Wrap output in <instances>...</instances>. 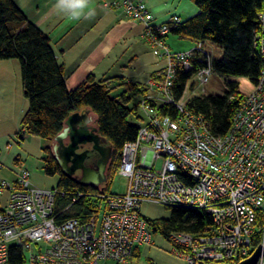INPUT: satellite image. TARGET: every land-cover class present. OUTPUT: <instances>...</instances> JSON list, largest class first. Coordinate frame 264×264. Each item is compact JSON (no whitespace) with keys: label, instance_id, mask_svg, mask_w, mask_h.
I'll return each mask as SVG.
<instances>
[{"label":"built area","instance_id":"2783aa9c","mask_svg":"<svg viewBox=\"0 0 264 264\" xmlns=\"http://www.w3.org/2000/svg\"><path fill=\"white\" fill-rule=\"evenodd\" d=\"M118 4L144 25L151 51L167 59L164 78L150 79L141 101L148 122L123 147L118 173L126 191L99 194L104 210L88 218L68 217L74 202L91 194L78 191L65 201L70 195L34 186L19 164L15 180H0V195L9 192L5 204L0 199V264H130L135 249L152 243L144 203L191 206L213 217L202 233L170 234L173 253L187 264H237L253 253L256 238L264 243V7L255 34L263 68L229 131L216 135L206 116L188 106L198 90L207 94L215 74L205 43L174 52L167 36L183 21L179 15L156 22L145 0ZM182 72L189 77L177 96ZM153 102L173 105L178 116L160 115ZM26 135L23 130V140ZM13 247L22 249L19 263L10 260Z\"/></svg>","mask_w":264,"mask_h":264},{"label":"trees","instance_id":"16d2710c","mask_svg":"<svg viewBox=\"0 0 264 264\" xmlns=\"http://www.w3.org/2000/svg\"><path fill=\"white\" fill-rule=\"evenodd\" d=\"M199 9L192 17L171 29V33L192 41H211L224 51L222 59H213L215 74L222 77H247L257 83L263 68V59L255 46V34L260 30L259 14L264 0H191ZM19 59L22 81L29 106L21 119L18 138L26 134L50 141L44 148L43 169L50 176H58L56 186L72 200L76 192H85L74 202L73 213L67 216L88 218L102 210L104 200L99 194H113L112 180L118 173L123 147L134 141L140 126L133 124L129 117L136 115L138 105L132 104L135 96L148 95L145 84L127 81L125 77L96 78L90 75L74 89L66 82L65 67L59 62L51 38L39 26L31 22L22 7L15 0H0V60ZM165 68L152 74V78L162 80ZM189 74L182 72L176 90L177 96ZM228 90L224 95L212 94L193 97L188 106L196 113L206 116L216 135H225L233 122L234 115L247 93L241 91L239 83L225 79ZM119 90L118 94L113 92ZM160 115L178 116L173 105L153 102ZM91 109L96 115L99 134L112 147L113 167L108 181L102 187L81 185L65 175L53 152L52 141L66 127V121L75 112ZM19 161V159H18ZM168 218L148 219L151 230L169 240L172 232L199 234L213 224V217L206 211L191 206L168 207ZM104 210V207H103ZM262 223V221L260 222ZM261 225V224H260ZM260 245L255 239L254 246ZM139 257V248L134 250L131 262ZM11 262L23 260L22 249H11Z\"/></svg>","mask_w":264,"mask_h":264},{"label":"crops","instance_id":"0c3cea01","mask_svg":"<svg viewBox=\"0 0 264 264\" xmlns=\"http://www.w3.org/2000/svg\"><path fill=\"white\" fill-rule=\"evenodd\" d=\"M15 1L28 19L51 38L57 58L65 67L70 89L79 86L90 75L96 78L123 76L127 81L147 86L152 74L167 65V59H158L151 51L144 25L124 14L118 4L121 0H86L83 8L70 7L74 0L64 4L60 0ZM145 1L156 22L168 21L175 14L168 15L156 0ZM197 13L195 8L189 17ZM170 34L167 43L172 49L186 51L193 46H180L179 41L169 37ZM20 65L14 59L0 60V106L14 99L20 82L24 92L23 81L17 74ZM17 171L18 166L8 179L15 180Z\"/></svg>","mask_w":264,"mask_h":264},{"label":"rangeland","instance_id":"374dc122","mask_svg":"<svg viewBox=\"0 0 264 264\" xmlns=\"http://www.w3.org/2000/svg\"><path fill=\"white\" fill-rule=\"evenodd\" d=\"M156 1L159 2V4H162L164 12H167L168 15L174 13L177 15L180 14L181 16H179L183 20L190 18L189 16L193 14L195 8L199 12L198 7L191 0ZM183 8H185L184 11H182ZM169 37L179 41L180 46L184 44L193 45L189 49H192L196 44V41L193 44L192 40L188 38H180L172 33ZM204 48L213 59H222L224 56L223 49L211 41H205ZM172 51L179 52L180 50L173 48ZM157 58L160 59L158 56ZM14 61H18L21 64L19 59H14ZM17 74L19 78L21 77L22 79L21 68H19V73ZM225 79L238 82L241 91L247 94L251 93L255 88V84L247 77H222L219 74H214L207 87V95H224L228 90V85ZM119 92V90H116L113 92V95L118 94ZM201 95H203V92L200 90L195 93V96ZM142 99L143 97L141 95L134 97L132 104L138 105V112L137 116L131 115L129 117L133 124L139 126L143 124L145 125L148 122L147 113L141 105ZM28 106L29 102L25 97L21 82L20 86L18 85L16 87L14 99L3 106H0V180H9L8 178L10 175L14 174L13 170H15L21 162L20 165H23L30 170V179L34 186L51 189L57 186L59 177L57 175L50 176L46 174L43 169L44 158L46 157L44 148L50 145V141L37 136H31L30 134H27L25 139L21 140L17 135V133L21 131V119L28 109ZM91 118L94 126H96V115L94 113H91ZM161 165L162 160L157 161L156 167L160 168ZM111 188L113 193H124L127 188V179L117 173L112 180ZM8 197L9 192L0 195L3 204H5ZM102 206L105 207V204ZM170 212L171 211L168 208L154 203H144L142 206V214L145 215L147 219L168 218ZM255 248L256 247H254V250ZM173 250L174 247L170 240L152 230V243L139 247V257L135 258L130 264H187L184 259L175 255Z\"/></svg>","mask_w":264,"mask_h":264},{"label":"water","instance_id":"95a60500","mask_svg":"<svg viewBox=\"0 0 264 264\" xmlns=\"http://www.w3.org/2000/svg\"><path fill=\"white\" fill-rule=\"evenodd\" d=\"M91 109L73 113L66 121V127L52 141L53 152L62 172L81 185L100 187L108 181L106 169L112 157V147L106 138L102 137L96 126L90 127L92 122ZM69 137L70 143L64 140ZM88 143H93L92 150L98 152L99 161L96 168L88 167L85 162L89 149L78 150ZM77 170H82V177L76 178ZM199 264H205L203 262ZM228 264V263H210ZM237 264H264V245H259L253 253Z\"/></svg>","mask_w":264,"mask_h":264},{"label":"flooded vegetation","instance_id":"af4514ba","mask_svg":"<svg viewBox=\"0 0 264 264\" xmlns=\"http://www.w3.org/2000/svg\"><path fill=\"white\" fill-rule=\"evenodd\" d=\"M89 126H90V127H93V126H94L93 121L89 124ZM64 142H65V144L68 145V144L70 143V138L67 137V138L64 140ZM52 143H53V142H52ZM54 143H55V142H54ZM54 143H53V144H54ZM92 147H93V143H88V144L84 145L83 147H81V148L78 150V152H82V151H84L85 149H89L90 151H89V154H88V156H87V158H86V162H85V164H86L88 167L96 168V166H97V164H98V161H99V159H100V158H99L100 156H99L98 152L92 150ZM113 164H114V161H113V152H112L111 160H110V162H109V164H108V166H107V169H106L107 178H109V177H108V174H109V171L112 169ZM75 177H76V178H81V177H82V170H77V172L75 173ZM104 184H106V183H104ZM104 184H102L100 187H102Z\"/></svg>","mask_w":264,"mask_h":264},{"label":"clouds","instance_id":"9594fccd","mask_svg":"<svg viewBox=\"0 0 264 264\" xmlns=\"http://www.w3.org/2000/svg\"><path fill=\"white\" fill-rule=\"evenodd\" d=\"M67 0H60L61 4L66 3ZM86 4V0H74V3L70 4V7L72 8H83ZM74 15H77V13H74Z\"/></svg>","mask_w":264,"mask_h":264},{"label":"bare ground","instance_id":"6f19581e","mask_svg":"<svg viewBox=\"0 0 264 264\" xmlns=\"http://www.w3.org/2000/svg\"><path fill=\"white\" fill-rule=\"evenodd\" d=\"M260 245H264V243H261V242H260ZM258 246H259V245H258ZM258 246H257V247H258ZM200 263H201V262H200ZM203 263H205V262H203Z\"/></svg>","mask_w":264,"mask_h":264}]
</instances>
